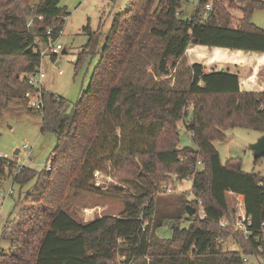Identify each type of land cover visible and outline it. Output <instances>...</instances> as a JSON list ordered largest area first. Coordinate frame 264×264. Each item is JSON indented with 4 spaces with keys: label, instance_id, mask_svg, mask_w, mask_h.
I'll use <instances>...</instances> for the list:
<instances>
[{
    "label": "trees",
    "instance_id": "obj_1",
    "mask_svg": "<svg viewBox=\"0 0 264 264\" xmlns=\"http://www.w3.org/2000/svg\"><path fill=\"white\" fill-rule=\"evenodd\" d=\"M181 1L131 0L123 11L116 12L87 87L74 102L42 88V106L36 110L41 114V132L55 137L49 153L51 167L21 165L10 175L20 187L34 179V190L54 188L60 193L54 196L44 191L37 199L18 201L12 219L3 222L1 238L8 239L11 247L0 250V264H107L117 241L129 246L130 257L147 255L149 223L144 222L154 209L156 186L151 175L157 165L172 167L175 175L158 182L162 191L160 182L191 178L194 202L201 200L206 211L205 218L196 212L188 216L187 226H171L168 245L177 250L167 247L166 257L158 259L160 264H247L242 250H222L216 240V231L222 228L218 221L228 210L226 192L242 196L249 217L247 241L257 255L264 252V177L241 170L239 161L222 163L212 144L214 139H223L222 130L227 127L264 133V90H241L237 73L206 71L197 62L190 67L186 89L117 82L149 17L161 26L151 32L165 43L157 68L161 74L168 73V59L180 58L188 45L264 53V29L250 20L255 8L264 7L262 1L239 0L238 5L233 0H196V12L189 18L180 14ZM8 4L0 0V115L11 99L24 98L26 91L34 89L26 77L41 61L40 53L33 49L34 39L45 42L48 27L56 37L63 17L68 16L59 0H37L21 16ZM232 8L241 12L240 26L229 24ZM54 20L60 24L51 26ZM86 28L89 38L78 53L77 66L92 50L98 34ZM189 103L190 110L186 109ZM179 121L191 131L194 145L178 147ZM130 157L144 160L141 172L121 177L126 187L109 190L94 182L95 171L114 177ZM4 160L0 155V166ZM197 160L202 163L200 168ZM68 189L120 198L123 208L119 216L78 221L63 207ZM36 200L44 202L33 204Z\"/></svg>",
    "mask_w": 264,
    "mask_h": 264
},
{
    "label": "rangeland",
    "instance_id": "obj_2",
    "mask_svg": "<svg viewBox=\"0 0 264 264\" xmlns=\"http://www.w3.org/2000/svg\"><path fill=\"white\" fill-rule=\"evenodd\" d=\"M6 1V0H2ZM9 1L8 8L23 15V9L32 7L37 0H16ZM131 0H59V6L65 7L68 16L62 23V29L57 42L61 43L62 49L52 58L49 54L42 56L40 69L44 72L42 87L47 92L65 98L68 102H74L83 90L86 89L93 66L99 58L104 34L110 27L113 15L123 11ZM221 3L224 0H220ZM264 3V0H260ZM240 5L241 1L233 0V4ZM196 0H182L180 14L183 18H189L195 14ZM155 7V4L152 8ZM229 24L240 26L241 12L237 8L230 10ZM198 13V12H197ZM29 19V18H28ZM250 20L259 28L264 29V7L255 8ZM51 26L59 25V20L51 22ZM98 31L95 34V42L92 50L82 56L80 66L76 65L78 53L89 38V32ZM160 28L159 23L149 17L143 24L140 33V43L132 54L131 61L127 63L117 82H129L151 87L163 86L177 89H186L189 84L190 67L194 62L200 63L205 69L232 70L240 76H245L254 83L251 87L254 90H264V55L261 52H254L241 49H229L222 47H207L203 45H188L184 54L175 60L168 59V73L161 74L158 71V64L161 52L164 48V41L154 35L151 29ZM39 45L42 47L45 42L39 38ZM262 56V57H260ZM60 70V73L58 71ZM241 81H243L241 79ZM262 85V86H261ZM240 87V86H239ZM190 110V103L186 107ZM189 115V114H188ZM188 119V117H187ZM179 132L178 147L194 145L191 138V131L186 130L182 121L177 123ZM223 139L212 140L213 146L219 153L222 163L231 160L230 163L239 161L241 170L245 172H257L264 177V157L255 159L250 149V144L258 139L261 133L257 130L240 126L227 127L223 130ZM163 137H161L162 139ZM27 148H23V144ZM55 144V137L51 132H41V114L36 109H30L24 98L11 99L0 115V155L5 158L3 166H0V250L7 251L11 247L8 239L1 238L3 222L12 219V214L18 208V201L24 197L38 198L40 193L51 191L54 196L59 191L54 188L34 190L33 180L28 181L22 187L12 181L11 172L19 169L21 165H30L36 169L43 168L49 160V153ZM18 149V152H16ZM233 159V160H232ZM142 158H128L127 162L114 177L94 180L95 183L103 185L109 190L114 186L125 185L121 177H133L142 171ZM169 177L174 178L173 168L156 166L151 181L156 186L154 189V209L149 220V250L148 254L142 257L128 256V248L123 241H117L115 253L107 264H160L158 259H164L169 249L177 250V246H169L171 226H187L191 221L185 212V204L194 205V197L188 192L189 179L166 181L171 184V191L161 190L158 182ZM165 181L160 182L162 185ZM12 188L11 194L7 193ZM126 187V186H125ZM228 210L226 216L231 222L241 220L238 215V197L235 194L226 192ZM44 200H36L33 204L42 203ZM28 204L30 201L27 202ZM63 207L78 221H87L101 215L119 216L123 208L120 198L100 195L87 191H76L68 189L64 199ZM22 216H17L11 223L16 222ZM217 243L222 250L243 251V257L247 258V264H264V252L258 255L247 241V234L243 228L235 230L231 226L217 229ZM220 238V239H219ZM264 239V232H263ZM177 253V252H176Z\"/></svg>",
    "mask_w": 264,
    "mask_h": 264
},
{
    "label": "built area",
    "instance_id": "obj_3",
    "mask_svg": "<svg viewBox=\"0 0 264 264\" xmlns=\"http://www.w3.org/2000/svg\"><path fill=\"white\" fill-rule=\"evenodd\" d=\"M209 5L206 4V8H208ZM40 17V16H39ZM67 16L63 17V20L66 18ZM62 27L58 30V34L61 32ZM60 31V32H59ZM46 35H45V45L42 47L41 45H39V39L35 38L34 39V47L33 49L35 51H38L41 55V58L43 55L45 54H49L51 55H56L59 50L62 49V45L61 43L57 42L56 38L53 36L52 33V28L48 27L46 29ZM221 69V67L219 68ZM218 69V70H219ZM206 71L212 70V69H205ZM58 73H60V70L58 71ZM26 77L28 80V83H30L31 85L34 86V89L28 90L24 93V99L26 100L27 104L29 107L33 108V109H39L42 106V100H41V95H42V78L44 77V72L40 69V64L37 67V69L32 72V73H26ZM23 148H27L28 145L25 143L22 146ZM197 168H200L202 166V163L200 160H197ZM46 167L49 169L51 167V163L50 161H47L46 163ZM93 178L94 180H100L102 178H109V176L99 172V171H95L93 173ZM190 183H191V178L189 179ZM162 187L164 188L163 190H166L167 192L171 191V184L168 183H163ZM1 188V186H0ZM191 184L189 186L188 192L191 193ZM13 192L12 188H8L7 193L11 194ZM192 195V194H191ZM238 197V215H237V219L240 218L241 220H237L236 222H231L227 217L223 216L222 218L219 219L218 223L220 227H226V226H231L232 228H234L235 230H238L239 228H243L245 234L248 233L247 230V225L249 224V217H247L244 213V209H243V198L241 195H237ZM195 207V212L197 213V215L199 216V218H205L206 217V211L202 205L201 200H197V202H194ZM220 239V238H219ZM243 261L247 262V258L243 257Z\"/></svg>",
    "mask_w": 264,
    "mask_h": 264
},
{
    "label": "water",
    "instance_id": "obj_4",
    "mask_svg": "<svg viewBox=\"0 0 264 264\" xmlns=\"http://www.w3.org/2000/svg\"><path fill=\"white\" fill-rule=\"evenodd\" d=\"M64 51L65 49H62V52ZM219 70L224 69L221 68ZM250 149L255 159L264 157V133L261 134L256 141L250 144ZM16 152H18V149H16ZM185 212L188 216H191L195 212V207L191 204H185Z\"/></svg>",
    "mask_w": 264,
    "mask_h": 264
},
{
    "label": "crops",
    "instance_id": "obj_5",
    "mask_svg": "<svg viewBox=\"0 0 264 264\" xmlns=\"http://www.w3.org/2000/svg\"><path fill=\"white\" fill-rule=\"evenodd\" d=\"M260 54H262V55H264V53H260ZM260 57H262V56H260ZM222 68V67H221ZM230 72H235V71H232V70H229ZM235 73H237V72H235ZM238 74V73H237ZM239 76V86H240V89L241 90H254L251 86L254 84V83H252V82H250L248 79H244V77L245 76H240V75H238ZM241 79L243 80V81H241ZM262 86V85H261ZM262 90V89H261ZM237 196V195H236Z\"/></svg>",
    "mask_w": 264,
    "mask_h": 264
}]
</instances>
